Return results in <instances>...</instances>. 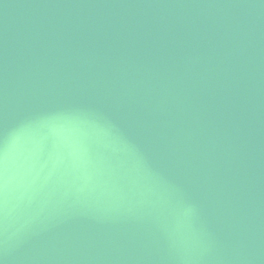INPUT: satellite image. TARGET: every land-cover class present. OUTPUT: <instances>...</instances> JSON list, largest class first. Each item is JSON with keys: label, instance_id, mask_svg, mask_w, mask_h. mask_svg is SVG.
<instances>
[{"label": "water", "instance_id": "obj_1", "mask_svg": "<svg viewBox=\"0 0 264 264\" xmlns=\"http://www.w3.org/2000/svg\"><path fill=\"white\" fill-rule=\"evenodd\" d=\"M2 264H264V0H0Z\"/></svg>", "mask_w": 264, "mask_h": 264}, {"label": "snow or ice", "instance_id": "obj_2", "mask_svg": "<svg viewBox=\"0 0 264 264\" xmlns=\"http://www.w3.org/2000/svg\"><path fill=\"white\" fill-rule=\"evenodd\" d=\"M0 264H2V261H0Z\"/></svg>", "mask_w": 264, "mask_h": 264}]
</instances>
